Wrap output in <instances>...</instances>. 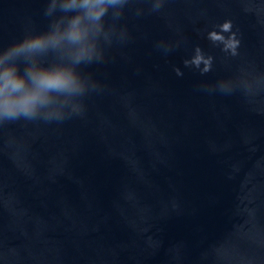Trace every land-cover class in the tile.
Here are the masks:
<instances>
[{
  "label": "water",
  "instance_id": "water-1",
  "mask_svg": "<svg viewBox=\"0 0 264 264\" xmlns=\"http://www.w3.org/2000/svg\"><path fill=\"white\" fill-rule=\"evenodd\" d=\"M7 69L0 264H264V0H0Z\"/></svg>",
  "mask_w": 264,
  "mask_h": 264
},
{
  "label": "clouds",
  "instance_id": "clouds-1",
  "mask_svg": "<svg viewBox=\"0 0 264 264\" xmlns=\"http://www.w3.org/2000/svg\"><path fill=\"white\" fill-rule=\"evenodd\" d=\"M88 0H85L87 3ZM229 25H224L227 30ZM74 39L79 38V32L73 31L71 33ZM214 39H219L213 34ZM40 41H35L29 47L39 46ZM3 83H0V112L9 118H15L21 114L25 116H32L35 114V106L41 101L39 92H26L25 82L14 74L13 69L4 71L3 76L0 77ZM37 87L41 90L67 88L72 83V78L64 73H42L34 77ZM11 93H21V95L13 99Z\"/></svg>",
  "mask_w": 264,
  "mask_h": 264
}]
</instances>
